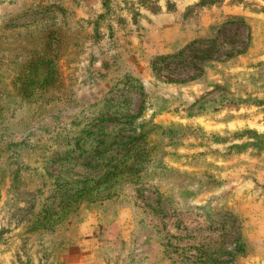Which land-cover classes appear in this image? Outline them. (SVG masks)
Returning a JSON list of instances; mask_svg holds the SVG:
<instances>
[{
    "label": "rangeland",
    "instance_id": "374dc122",
    "mask_svg": "<svg viewBox=\"0 0 264 264\" xmlns=\"http://www.w3.org/2000/svg\"><path fill=\"white\" fill-rule=\"evenodd\" d=\"M0 264H264V0H0Z\"/></svg>",
    "mask_w": 264,
    "mask_h": 264
}]
</instances>
